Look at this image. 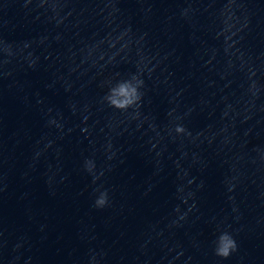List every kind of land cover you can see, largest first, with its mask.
Returning <instances> with one entry per match:
<instances>
[{
	"label": "clouds",
	"instance_id": "1",
	"mask_svg": "<svg viewBox=\"0 0 264 264\" xmlns=\"http://www.w3.org/2000/svg\"><path fill=\"white\" fill-rule=\"evenodd\" d=\"M144 81L136 74H132L128 79H122L109 87L108 93L104 100L107 104L117 110L127 111L130 108L139 107L143 93L140 89L143 87ZM177 132H185L183 126L178 125ZM86 169L91 172L93 164L91 161L86 162ZM108 202L107 191H101L95 200L97 208H103ZM214 254L220 258H228L237 250V243L233 235L229 231H221L214 241Z\"/></svg>",
	"mask_w": 264,
	"mask_h": 264
}]
</instances>
